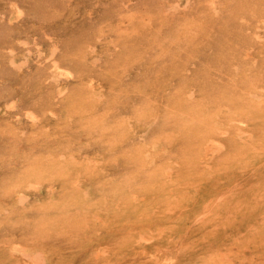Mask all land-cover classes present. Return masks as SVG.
I'll use <instances>...</instances> for the list:
<instances>
[{
    "label": "rangeland",
    "instance_id": "obj_1",
    "mask_svg": "<svg viewBox=\"0 0 264 264\" xmlns=\"http://www.w3.org/2000/svg\"><path fill=\"white\" fill-rule=\"evenodd\" d=\"M165 1L0 0V159L3 160V163H0V264H13L14 255L9 251L13 241L10 235L12 231L17 238L20 233H23L24 237L25 231L30 233V231L48 230L52 233L60 229L67 234L64 237L66 240H63L65 250L61 246L56 252L57 256L61 255L62 264H94L93 259L91 262L88 261V258H91L92 248L87 243L91 237L97 235L110 247L109 253L105 256L110 255L108 261L113 264H161V262L171 261L176 264H221L223 262L219 255L214 254L209 258L204 255L208 249L215 248L214 227H206L203 236L208 240L201 245L200 242L196 245L198 248H204V254H199V251L195 250L191 253L188 249V244L190 247L195 246L194 242L199 236L196 228L187 234L189 236L187 240L179 242L182 245H179L176 240L181 236L182 217H186L188 212L183 210L179 217L172 218L169 214L171 212L169 208L172 207L170 202L180 195L182 197L186 191L184 190L186 183L181 185L184 188H180L177 184L174 189L164 191L158 188L164 177L147 170L146 157L145 160L142 159L141 165L135 162V166H128L124 162V157L119 158V152H122L124 148L126 151L130 149V154L136 149L144 152L156 142L160 146L152 150L156 159L154 165L163 162L161 164L165 166L166 162L172 160L168 156L171 154L174 159V152L180 147L181 139L177 143L173 142L174 136L177 137L178 133L172 132L170 128H165L159 134L155 129L153 133L148 132L142 139L135 135L133 130L129 131L127 120L145 99L149 101L152 98L156 104L159 103L155 89L165 71L176 67L182 68V64H184L183 68L191 67L186 61L185 50L180 51L182 56L175 62V66H172L174 61L168 62V58H165L162 52H157L161 47L169 49L168 44L162 46V42L170 36L177 37V30L182 29L187 21H195L198 28L209 29V31L206 30L209 41L202 42L205 37L197 34V46L203 49H201L202 53L198 57L197 65H192L191 68L193 72H196L194 77L183 75L187 78L180 80L181 82L174 77V81H169L168 84H171L170 87L172 84L182 86L183 82L193 81L197 89H206L211 96L215 95L217 87L224 85L221 81L222 76L209 77L202 68L203 65H208L215 70L206 61L214 54L208 46L213 45L215 51L218 48L219 40L214 36L215 33H212V29L217 24L216 20L221 12L213 11L208 6L209 0H195L196 3L194 2L186 13L182 9L180 15H183L185 19L172 23L168 17L165 16L164 19L158 12V8ZM173 1L169 0V3ZM181 1L179 4L183 5L184 1ZM124 2L128 4V8H124ZM216 2V7L223 12L227 4L229 9L232 8L234 0H216ZM242 3L248 6L247 8L245 6L240 14L245 17L242 20H240L241 17L236 19L239 26L237 24L235 25L237 27L229 29L221 40H225L226 37L230 39L229 37L236 35L233 41L237 42L241 41L239 34H245L243 36H245L244 43L247 49L250 46L246 44V40L248 41L251 37L252 30L251 25L249 28L246 27V23H251L253 26L252 22L258 17L257 15L260 19L264 16V0H242ZM252 6L257 11L254 12L257 14L254 17L249 11L252 10L250 8ZM123 15L126 17L124 22L120 18ZM150 16L152 24L149 23V29L139 28L137 24L140 20ZM124 24L127 25L125 30H123ZM258 26L262 36L264 24L260 23ZM127 33L132 35V39L130 42L122 41V43L129 46L122 44V47H116L115 43L120 42V36ZM148 33H153L151 35L154 41L148 42L150 38ZM98 36L103 39L101 42H97ZM94 42L99 43L98 53H96L99 55V62L96 66L88 61V52L84 53L88 44ZM54 43L61 49L57 54L61 61L59 70L62 71L66 68L65 66H69L75 75L74 77L61 75L58 86L68 89L62 98L56 94L57 83L55 84L50 77V48ZM263 46L264 40L255 41L254 48H250L258 59L259 56L264 55ZM178 51L175 50V52ZM126 55L128 59L124 61ZM67 56L68 60H66ZM257 62L255 76L264 74L261 59ZM122 66L128 71L125 76L124 73L122 76L120 71ZM90 78L99 85L94 91L86 87V81ZM262 84L264 85V82ZM142 87L145 89L143 90ZM131 89L134 91L132 92ZM255 91L257 95H262V91L256 88ZM112 94L117 97H113ZM97 95L100 98H97ZM246 97L247 95H241L239 101L245 100L247 103L249 100ZM99 99L102 106L99 105ZM7 105L12 107L7 108ZM102 107L108 110L106 112L110 114V118L113 115L111 120L115 121V124L112 134L115 136L118 147H115L112 152L107 141H113V137L111 140L102 139L103 128L93 131L95 135L94 137L91 135L90 138L85 137V133L79 132L82 138L81 145L86 148L84 153L91 159L89 168L86 164H82V167L78 168L81 173H74L71 177L74 180L67 176H59V173L37 174L31 178L33 182H36L34 185L37 187H29L30 179L20 174L19 176L16 171L22 170L23 166H30L27 164L29 160L43 147L51 149L55 143H59L58 141L65 144L64 132H67L72 140L74 135H70L71 131L84 130L86 122H82L83 113L94 109L92 116L96 115L94 118L99 119L98 111ZM30 110L38 116L35 123H32L26 115V111ZM51 111L56 114H50ZM73 112H75V119L70 123L69 118ZM76 112L81 122L80 119L78 121ZM170 127L176 130L178 128L175 124ZM226 150L229 153L227 157L231 156L230 159L237 161H234L235 164L238 162L241 164L245 159V156L232 157V154L237 155L236 152L229 148ZM77 160L80 163L84 158L80 156ZM57 162L62 164L58 169H77L76 164L68 158L57 160ZM13 166H15V172H13ZM197 170L205 177V174L200 171L201 168ZM123 174L125 178H122ZM129 177L131 178L128 179ZM15 182L20 184L11 191L12 184ZM48 182L54 184L53 190L48 189L47 185H51ZM77 182L78 186L75 187ZM172 193L174 199L170 197ZM21 195L27 196V200L21 201L19 199ZM197 212L194 213L195 215L192 214L191 218H196L200 214ZM243 229L245 233H248L253 230V226L244 225ZM235 236L233 235L232 238ZM67 237L71 239L68 240ZM193 238L195 241L192 240ZM30 242L27 240L26 243ZM232 244V249L238 251L236 256H232V261L238 263L239 256L245 258L242 261L245 264H252L255 261L258 264L264 262L263 256H256V252L253 254L244 242L234 240ZM229 246V242L226 241L224 247ZM233 250L231 252H234ZM99 264H101L100 261ZM102 264L106 263L102 260Z\"/></svg>",
    "mask_w": 264,
    "mask_h": 264
},
{
    "label": "bare ground",
    "instance_id": "obj_2",
    "mask_svg": "<svg viewBox=\"0 0 264 264\" xmlns=\"http://www.w3.org/2000/svg\"><path fill=\"white\" fill-rule=\"evenodd\" d=\"M179 1L182 2L181 0H174L169 3V0H166L164 4L158 8L159 14L163 15V18L165 16L168 17L172 23L177 20L181 21L182 19H185L183 15H180L182 9L186 13L188 8L194 4L195 0H183V5L179 4ZM245 3L248 4V2ZM123 5L124 8H128L126 2H124ZM227 5H225V11L222 12L220 8L218 9L216 7V0H209L208 6L215 12H221V15L217 18L218 20H216L218 21L217 24L214 29H212V33H215L214 36L219 40V44L216 51L213 50V45L208 46L212 49V53L214 52V54L211 53L212 55L208 58L206 63H209V65L214 67L215 70L208 65H206L208 68L205 65L202 66L204 72L207 73L209 77L213 76L218 78V75L220 77L222 76V80L221 78H219V80L223 81L224 85L222 87H217L215 95L211 96L206 89H197L196 84L193 81H191V83L187 80L188 82H183L182 86L172 84L170 87L171 84H168L169 81H174V77H177L175 79H178L179 81L184 80L187 76L190 78L194 77L196 72H193L191 68L192 65H197V61H199L198 57L202 53L201 49H203L197 46V34H202L205 37V39H202V42L205 41V43H207L209 41V34L207 33L209 29L198 28L195 21H187L182 29L177 30V37L170 36L162 42L161 45L163 46L167 43L169 49L166 50L161 47L157 52H162L165 58H168V62L174 61L172 66H175V62H177L179 57L182 56L180 51L185 50L187 53L186 61H188V65L191 67L183 68L184 64H182V68L176 67L175 69L167 71L163 69L164 67L161 68L162 71L165 72L162 74L163 78L161 81L159 80L158 86L155 89L159 103L156 104L155 100L152 98L149 99V101L145 99V102L143 101V104L133 111L131 118H128L127 120L129 131L133 130L134 134L142 139L145 138L148 132L153 133L155 129L158 130L157 134L162 133L165 128H170L169 130L174 133L177 132V137L174 136L175 138L173 142L177 143L180 139L181 142H179L180 147L174 152V159L170 154L168 158L172 160L166 162L165 166L161 164L163 162L154 165L156 159L152 150L160 146L157 145L156 142H154L151 147L146 148L144 152H139L137 151L138 149H136L130 154V149L126 151L124 148L122 149V152H119V158L121 159V157H124L125 164L128 166H135V162L141 165L143 162L142 159L145 160L146 157L147 170L154 172L155 175L161 174V177H164V180L162 181L163 183L161 182L159 186L157 185L158 188L164 191L165 189H174V186L177 184L180 188H184L181 187V185H185L186 183V188H184L186 191L182 197L181 195L176 197V203H174L175 200L170 202L172 203V207L169 208V210H171L169 214H171L174 219L179 217L183 213V210H187L188 212L186 217H182L181 223L183 227L180 229L181 236H177L178 238L176 239L178 243L187 240L189 237L187 234L196 228V232L199 233L197 238L198 241H195V237L191 236L194 237L192 240L195 241V246L190 247V244H188V249H190L191 253L195 250L199 251V254H204V248H198L196 245H198L199 242L201 245L202 242L204 243L208 240L203 236V233L206 232V227H214L215 248L213 250L208 249L207 253L204 255H207L206 257L208 258L213 257L214 254H216V256L219 255L220 260H223L221 264H245L242 262L245 259L244 257L238 256V263L232 261V256H236L238 252L232 249V243L234 240L235 242H237V240L244 242V245L247 246L253 254L256 252V256H263L262 259L264 260V85L262 84L264 82V74L261 73V75H254L256 65L258 64L257 60L261 59V63L264 65V55L262 56L260 54L261 56H259L258 59V57L254 55V51L250 50V48H254L255 41L264 40V34L260 36L258 31L260 29L258 24H264V16L260 19V16L254 13L257 12L254 7H250L252 10L249 11L253 13H251V16L254 17V15H257L258 17L252 22L253 26L251 23H246V27L248 26V28L251 25L252 33L248 41L246 40V44L248 43L250 47L245 49V47H247L244 43L245 36L243 35L245 34H239L241 41H233L236 35L229 37L230 39L226 37L225 40H221V37L225 36L229 29L237 27L235 26L237 24L239 26L238 20L236 19L241 17L240 20H242L245 17L244 15H240L241 11L243 8L245 9L246 6L242 3V0H234L231 9H229L230 7L228 8ZM247 7L248 6H246V8ZM151 16L147 18L148 20L141 19L139 24H137L138 27L149 29V23L152 24ZM120 18L123 22L126 21L124 15ZM123 26L125 27L123 30L127 29L126 24ZM149 34L150 38L148 39V42L154 41L155 39H153L151 35L153 33H148V35ZM131 36L132 35L128 33L124 36H120L121 40L120 42L118 41V43H115V46L122 47L125 45L127 47L128 44L122 43V41L130 42L132 39ZM100 38L101 36L97 37V42L103 40ZM97 42L88 44V47L84 51V53L88 52L87 59L93 66H96L99 62V55H96V53H98L97 47L99 45ZM262 48L264 49V46ZM50 50V77L55 81V84L57 83L56 94L59 98H62L65 96L68 89L58 86L61 75H64L65 77H74L75 75L69 66H65L67 69L65 68L62 71L59 70V63L61 61L59 60V56L57 57V54L61 49H59L55 43L51 46ZM175 50L179 51L175 52ZM127 56L128 55L124 58V61L128 59ZM66 60H68V56L66 57ZM262 68H264V66ZM120 71H122V76L123 73L125 76V74H127L126 72H128L127 68L123 66L120 68ZM183 75L187 76L183 77ZM191 75H193V77ZM256 77L257 79H255ZM96 86L99 85H97L93 78L86 81L87 89L89 88L91 91H94ZM255 88L256 90L258 89L262 91V95H257ZM144 89L145 88H143V90ZM131 90L132 92L134 91L133 89ZM141 93H143V91ZM241 95H247L246 99L249 101L247 103H245V100L244 102L239 101ZM96 97L100 98L99 95ZM113 97L117 96L113 95ZM98 101L99 105L102 106L100 99ZM10 107L12 106L7 105V108ZM44 109L46 108L44 107ZM46 110L50 111L49 109ZM106 111L108 110L103 107L99 109V119H97V117L96 119L94 118L96 115L92 116L94 109L91 111H85L82 118V122H86L84 130L79 129L73 132L71 131L70 135H74L72 140L68 133L64 132V136H62L65 139V144L58 141L57 137H55L59 143H55L54 147L51 149L43 147V149L40 150L41 152L38 151L36 156L29 160L30 162L27 164L30 166L27 165V168L23 166L20 171H16L15 166H13V172L16 171L18 172V175L20 174L29 178V187L33 188H36L37 186L35 187L34 184H36V182H33L31 178L37 174L46 175L50 173H59V176H67L74 180V178L71 177H73L74 173H81V170L78 168L82 167V164H86L87 168H89L91 164L89 163L91 159L86 153H84L86 148H84V145H81L82 138L81 135L78 134L79 132L85 133V137L90 138L91 135L93 137L95 135L93 134V131L103 128V131L101 132L103 134L102 139L106 138L107 140H111L113 137V141H107L112 152L115 147H118V144L115 141V136L112 134L115 121L112 122L111 119L113 118V115L112 118H110V114ZM53 113L54 115L56 114L55 112H50V114ZM74 113L75 112H73L72 116L69 118L70 123L74 122ZM192 113L197 115L193 116ZM26 115L32 123L37 122L38 116H36L34 112H31V110L26 111ZM117 118L120 120L118 116ZM77 119L78 121L80 119L78 114ZM56 120L58 121L59 118L57 117ZM181 121L182 126L180 127ZM136 122L138 123L136 124ZM173 124L178 126L177 130L170 127ZM44 130L46 133V128ZM138 131H140L139 135L137 134ZM75 145L78 146L73 147ZM228 148L234 150L237 154H232V157L237 156L238 158L240 156H245V159L241 164L239 162L235 164L237 161L230 159L231 156L227 157V154L229 153L226 152V149ZM160 153H158V155H160ZM80 156L84 158L82 161L84 163H78L79 161L77 159L80 158ZM67 158L76 164L77 169H58L62 164L57 162V160H67ZM162 158L165 162L163 155ZM2 161L3 160L0 159V163H3ZM199 167L201 168L200 171L205 174V177L198 172L197 168L200 169ZM125 177L126 176L123 174L122 178ZM130 178L131 177L128 179ZM48 183L50 184L51 182ZM153 183L154 182H152V184ZM17 184L19 185L20 182L12 184L11 191L17 186ZM76 186H78V182L75 187ZM47 187L49 190H53L54 184L51 183V185H47ZM170 197L174 199L173 193ZM19 199H21V201L27 200V196L21 195ZM196 212L200 214H197L198 216L196 218H191L192 214L195 215L194 213ZM244 225L253 226V230L245 233L243 231ZM81 229L82 228H80V230ZM28 232L29 231H25L26 234L24 237L23 233H20L19 236H17L18 239L16 238L14 231L10 234L13 241L10 244L9 251L14 255L13 264H62L60 261L62 259L61 255L59 254L57 256L56 252L60 250L61 246L65 250L63 240H66L64 237H66L67 234L64 231L60 229L54 230L52 233L48 230ZM233 235H236L235 238H232ZM82 236L84 237V235ZM96 237H91L87 243V245L92 248L90 253L91 258H88V261L91 262V259H93L94 264H99V261L102 264L103 260L106 264H113V262L108 261L110 255L105 256L106 253H109L110 247L107 244H104L105 242L101 240L99 235ZM69 239L71 238H68V240ZM27 240L31 242L26 243ZM226 241L230 244L228 248L224 247ZM94 243H96L95 247L93 246ZM181 243H179V245H182ZM55 245L56 247L54 248ZM231 250L235 253L231 252ZM253 254L251 255V258L253 257ZM255 263L258 264L257 261L252 264ZM263 263L264 262L260 264ZM161 264L176 263L171 261L161 262Z\"/></svg>",
    "mask_w": 264,
    "mask_h": 264
}]
</instances>
